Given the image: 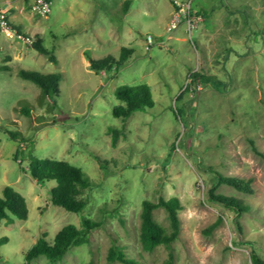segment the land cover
I'll list each match as a JSON object with an SVG mask.
<instances>
[{"label": "rangeland", "instance_id": "rangeland-1", "mask_svg": "<svg viewBox=\"0 0 264 264\" xmlns=\"http://www.w3.org/2000/svg\"><path fill=\"white\" fill-rule=\"evenodd\" d=\"M13 1L25 6L10 18L22 36L0 31V196L13 186L29 216L0 220V264H24L41 236L52 242L84 217L102 223L89 243L33 264H126L110 261L113 244L137 264H255L253 253L264 260V0H52L49 15ZM190 1L202 22L191 35L185 19L169 31L176 3ZM38 40L57 61L35 48ZM124 48L130 53L116 74L92 69L90 58L116 62ZM22 69L60 73L54 100ZM140 83L151 85L154 106L115 116L116 88ZM32 156L86 171L93 185L81 195L83 212L52 203L57 181L36 180ZM220 174L250 181L253 191L220 183ZM214 186L246 209L211 199ZM172 196L183 203L180 237L147 251L143 201ZM155 218L171 229L165 208Z\"/></svg>", "mask_w": 264, "mask_h": 264}, {"label": "trees", "instance_id": "trees-1", "mask_svg": "<svg viewBox=\"0 0 264 264\" xmlns=\"http://www.w3.org/2000/svg\"><path fill=\"white\" fill-rule=\"evenodd\" d=\"M194 13L198 14L196 10H194ZM35 48L48 55L52 61L58 60L54 52L42 40L35 42ZM129 53L130 50L124 48L121 59L116 62H113L111 57L90 58L91 67L97 73L106 71L110 75L116 74L121 65L125 64V59ZM20 75L37 83L42 88L43 94L52 100L59 93L62 76L58 72L44 74L37 70L22 69ZM115 93L118 99L122 101L113 108V113L117 117L129 118L134 112L146 110L155 104L153 90L149 83L123 84L116 88ZM111 129L114 130L113 141L116 143L118 130L116 128ZM29 169L33 177L40 182L57 181V185L52 187V203L63 206L70 211L79 213L84 211L88 201L82 198L81 195L85 189L93 185V182L83 168L63 159L32 156ZM219 176L220 183L226 182L242 191H253L248 180L236 176L226 177L223 174ZM215 188V186L211 188V199L234 209L238 214L246 209V205L240 199L218 194L215 192ZM160 207L165 208L168 212L171 222L170 230L155 218V210ZM182 208L183 203L179 196H172L168 199L161 197L159 201L147 198L143 201L140 239L145 250L152 251L159 245L172 247L181 234L180 211ZM28 216L29 205L25 195L13 186L7 185L4 188V194L0 196V220L6 219V222L10 224L14 223L15 218L26 219ZM221 222L222 217H219L217 221L208 227L207 231L212 232ZM101 224V221L84 217L83 226L80 227L75 223L66 224L58 231L52 242L45 235L41 236L26 253L24 264H33L42 255H46L52 262L63 259L72 247L89 243L91 232ZM252 258L255 264H264V260L257 254L253 253ZM109 259L110 261L119 259L126 264H137L133 259L127 258L123 249L116 244H113L110 248ZM81 264H93V262L86 261Z\"/></svg>", "mask_w": 264, "mask_h": 264}, {"label": "built area", "instance_id": "built-area-1", "mask_svg": "<svg viewBox=\"0 0 264 264\" xmlns=\"http://www.w3.org/2000/svg\"><path fill=\"white\" fill-rule=\"evenodd\" d=\"M31 10L37 14L49 15L52 12V1L51 0H31ZM187 22V31L191 35L193 30L196 29L203 18L201 15L194 13L192 8V3L187 2V4L176 3V8L172 14L170 23L168 25V30L172 31L179 26V23L183 21ZM0 31L11 35L22 36L18 29L12 26L10 20L9 9L0 3ZM24 36V35H23ZM25 41L32 44L33 40L30 38H25ZM154 43V38L152 35L148 36V44L151 46Z\"/></svg>", "mask_w": 264, "mask_h": 264}, {"label": "crops", "instance_id": "crops-1", "mask_svg": "<svg viewBox=\"0 0 264 264\" xmlns=\"http://www.w3.org/2000/svg\"><path fill=\"white\" fill-rule=\"evenodd\" d=\"M23 1H25V2H27V4H29V6H31V0H22V2ZM0 3L1 4H3V6H5L6 8H8V9H10V8H16V9H19L20 8V10H17L16 11V13L15 14H11L10 13V10H9V13H10V18L11 17H16V15H17V13H19L20 11H23L24 10V6H21L20 7V4H19V2L18 1H13V0H4V1H2V0H0ZM25 4V3H24ZM12 22V21H11ZM13 24H14V22H13ZM18 28V27H17ZM18 29H20V28H18ZM21 30V29H20Z\"/></svg>", "mask_w": 264, "mask_h": 264}]
</instances>
